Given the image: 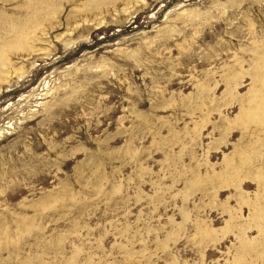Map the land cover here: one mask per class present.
<instances>
[{
	"label": "rangeland",
	"instance_id": "obj_1",
	"mask_svg": "<svg viewBox=\"0 0 264 264\" xmlns=\"http://www.w3.org/2000/svg\"><path fill=\"white\" fill-rule=\"evenodd\" d=\"M0 264H264V0H0Z\"/></svg>",
	"mask_w": 264,
	"mask_h": 264
}]
</instances>
